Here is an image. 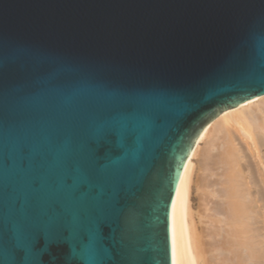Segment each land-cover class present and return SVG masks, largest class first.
I'll list each match as a JSON object with an SVG mask.
<instances>
[{
  "label": "water",
  "instance_id": "obj_1",
  "mask_svg": "<svg viewBox=\"0 0 264 264\" xmlns=\"http://www.w3.org/2000/svg\"><path fill=\"white\" fill-rule=\"evenodd\" d=\"M262 95L264 0H0V238L31 225L41 249L26 264L60 226L56 264H172L171 206L199 136ZM129 106L112 122L135 138L94 147L93 127Z\"/></svg>",
  "mask_w": 264,
  "mask_h": 264
},
{
  "label": "bare ground",
  "instance_id": "obj_2",
  "mask_svg": "<svg viewBox=\"0 0 264 264\" xmlns=\"http://www.w3.org/2000/svg\"><path fill=\"white\" fill-rule=\"evenodd\" d=\"M169 227L172 264H264V95L223 110L202 131L181 173Z\"/></svg>",
  "mask_w": 264,
  "mask_h": 264
},
{
  "label": "snow or ice",
  "instance_id": "obj_3",
  "mask_svg": "<svg viewBox=\"0 0 264 264\" xmlns=\"http://www.w3.org/2000/svg\"><path fill=\"white\" fill-rule=\"evenodd\" d=\"M21 72H26V68L21 65L18 69ZM106 95L113 96L117 99L125 97L126 93L119 92H106ZM154 103L158 109H161L167 105L174 103L175 101L165 94H152ZM131 111V107L118 108L115 113L109 116L108 119H101L91 130L90 138L94 147L98 149L103 148L115 134L126 136L129 140L135 138V133L131 129H123L116 123H113L114 118H118L123 113ZM158 112H152L149 114V119L154 120ZM63 226L55 229L50 236V243L46 252L40 256L38 264H56L55 249L62 248L67 251V245L61 243V236L66 235V232H62ZM39 233L29 224L19 225V238L13 237L11 240H4L0 238V243H7V249L10 253V264H26V257L30 253H36L41 248L37 243ZM83 235V239L86 241L87 236Z\"/></svg>",
  "mask_w": 264,
  "mask_h": 264
},
{
  "label": "rangeland",
  "instance_id": "obj_4",
  "mask_svg": "<svg viewBox=\"0 0 264 264\" xmlns=\"http://www.w3.org/2000/svg\"><path fill=\"white\" fill-rule=\"evenodd\" d=\"M208 139H209V138H208ZM208 139L205 140V141H203V142L200 144V146L202 147V148L200 147L201 150L204 149V148L207 147V146L209 147L210 144L207 145V144H208L207 141H210V140H208ZM210 147H211V146H210ZM205 149H206V148H205ZM202 151H203V150H202ZM212 152H213V153H216V152H217V148H216V147H215V148L212 147ZM199 156H200V157H199ZM199 156H197V158L195 159L196 161H197V160L199 161V158H200V160H201V156H202V154H200ZM212 171H213V169H212ZM209 172H210V171H209ZM215 172H216V171H215ZM217 175H218V174H217ZM217 175H216V177L218 178ZM208 176L210 177V178L208 177L210 180H212L213 178H214V179H217L216 177H214L215 174H214V176H213V175H208ZM214 179H213V180H214ZM213 180H212V181H213ZM217 187H218V186H217ZM216 199L219 200V197H212V201L214 200V201L216 202V201H217ZM194 202H197V199H196L195 197H194Z\"/></svg>",
  "mask_w": 264,
  "mask_h": 264
}]
</instances>
